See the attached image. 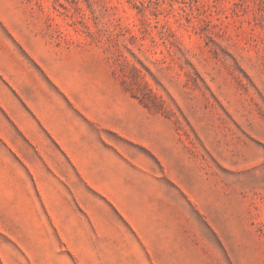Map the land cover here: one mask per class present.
Returning <instances> with one entry per match:
<instances>
[{"label": "rangeland", "instance_id": "374dc122", "mask_svg": "<svg viewBox=\"0 0 264 264\" xmlns=\"http://www.w3.org/2000/svg\"><path fill=\"white\" fill-rule=\"evenodd\" d=\"M0 264H264V0H0Z\"/></svg>", "mask_w": 264, "mask_h": 264}]
</instances>
